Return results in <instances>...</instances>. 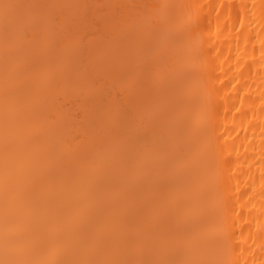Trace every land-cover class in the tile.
<instances>
[{
    "label": "bare ground",
    "instance_id": "6f19581e",
    "mask_svg": "<svg viewBox=\"0 0 264 264\" xmlns=\"http://www.w3.org/2000/svg\"><path fill=\"white\" fill-rule=\"evenodd\" d=\"M2 2L0 264H264V0Z\"/></svg>",
    "mask_w": 264,
    "mask_h": 264
},
{
    "label": "snow or ice",
    "instance_id": "6c2138e0",
    "mask_svg": "<svg viewBox=\"0 0 264 264\" xmlns=\"http://www.w3.org/2000/svg\"><path fill=\"white\" fill-rule=\"evenodd\" d=\"M23 7V5L2 2L0 3V10L3 11L5 18L7 19L13 14V11ZM83 41V37L80 38ZM22 264H33V262H22ZM44 264H58V262H44ZM86 264V262H81ZM111 264H121V262H111ZM123 264H151V262H123ZM161 264H189V262H161Z\"/></svg>",
    "mask_w": 264,
    "mask_h": 264
}]
</instances>
